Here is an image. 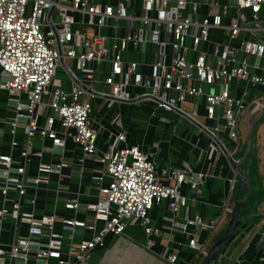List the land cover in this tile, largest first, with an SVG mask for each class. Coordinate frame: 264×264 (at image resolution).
Listing matches in <instances>:
<instances>
[{"label": "built area", "instance_id": "1", "mask_svg": "<svg viewBox=\"0 0 264 264\" xmlns=\"http://www.w3.org/2000/svg\"><path fill=\"white\" fill-rule=\"evenodd\" d=\"M235 1L237 14L226 25L223 19L231 15L232 6L218 2H215L216 12L195 21L193 13L198 10L200 0H0V93L5 89L27 95L26 101L19 100L14 107L16 120L26 118L27 142L21 150L24 164L15 165L11 154L0 155L4 202L9 200L8 189L12 185L20 195L18 200H12V209L6 205L0 208V233L3 220L10 215L16 223L27 224L29 234L27 238H14L8 250L0 240V257L14 258L21 248L35 245L36 256L47 264L49 259L57 264L85 262L103 244L106 234L123 235L130 223L139 222L147 237L161 235L162 230L151 224L150 210L163 200L168 201L174 215L186 211L185 230L188 226L216 228L220 219L205 221L202 215L193 219L188 216V197L181 190L183 185L197 189L205 174L191 168H171L164 170L168 182H162L154 156L138 145H130L124 129L111 131L109 137H114V143L100 153L102 169L93 173L99 195L89 208L96 222H103V228L97 230L95 225L76 219L63 220L66 228L78 224L92 229L91 239L75 244L71 235L68 250L64 251V235L54 231L56 215L44 214L38 218L33 210H22L21 198L25 194L26 163L33 155L40 161L38 176L28 178L34 187L47 181L48 174L65 175L69 169L67 162H44L43 151L31 153L28 148L36 135L61 143L59 130L55 128L57 120L65 137L71 138L82 152L79 165L97 153L99 132L92 103L95 98L118 105L153 103L157 108L174 112L180 119H187L208 135L210 145L221 152V159L234 172L230 178L234 185L237 177L231 151L221 135L226 133L239 142L240 119L249 102L245 99L247 90L236 96L233 87L239 81L264 85V76L253 73L254 64L248 60V57H264V19L260 14L264 0ZM224 27L229 29L228 41L215 44L211 29ZM244 28L255 37L239 39ZM234 39H239L237 45L233 44ZM201 42L211 44V49H197ZM145 44H151L152 48L149 50ZM130 50L147 57L126 59L124 53ZM191 50L198 52L195 58L189 56ZM239 53L245 57L237 62ZM68 59L76 61L80 76L67 64ZM61 66L66 67L75 83L71 91L54 85ZM98 82L105 87L97 88ZM39 105L42 111L47 107L56 114L48 116L44 125L38 123ZM207 120L213 123L209 125ZM12 125L14 134L17 122ZM66 207L78 208V199L69 200ZM196 236L192 235L189 244L200 251L202 245ZM166 259L177 264L178 254H167Z\"/></svg>", "mask_w": 264, "mask_h": 264}, {"label": "crops", "instance_id": "2", "mask_svg": "<svg viewBox=\"0 0 264 264\" xmlns=\"http://www.w3.org/2000/svg\"><path fill=\"white\" fill-rule=\"evenodd\" d=\"M95 1L106 2L110 0ZM215 2H218L219 5L232 6L231 15L223 19V24L229 25L232 18L237 14L235 6L238 3L235 0H200L198 10L193 13V19L198 21L202 17H207L216 12L218 8ZM136 4L138 6L140 3L137 1ZM262 11L263 15L261 17L264 19V10ZM121 23L123 24L124 21H121ZM210 32L211 40L215 44L223 45L228 41L229 29L227 27L213 28ZM254 37L253 33L245 28L240 31L238 36L239 39H251ZM239 39H234L233 44L237 45ZM188 43L191 47L193 46L191 39H189ZM151 48L152 45L150 44L148 49L150 50ZM197 49L209 50L211 49V44L201 42ZM221 49L223 51L224 47H221ZM197 53V51L191 50L189 56L195 58ZM124 57L132 60H144L147 56L144 53L130 50L124 53ZM244 57V54L239 53L236 56L237 62ZM248 60L254 64L251 68L252 72L264 76V57L259 59V61L253 57H248ZM231 64L234 63L231 62ZM69 66L76 73L77 65ZM60 68L65 71L66 79L59 77V73L62 72ZM78 75L80 76V74ZM54 85L67 91H71L75 87V83L67 74L65 66L58 68ZM103 87L105 86L102 83H97V88ZM204 88L205 90L208 89L207 86ZM245 91V99L249 102V108L243 116L245 120L244 126L239 127V142L230 139L226 133L221 135L222 141L231 151V156L234 160H239L243 156L251 123L264 110V85H252L239 81L233 87V93L236 96H242ZM26 99L27 95L24 92L9 93L7 90L2 89L0 93V128L4 129L0 155L11 154L15 160V165L24 164L21 150L26 146L27 135L26 120H16L14 107L19 100L22 102L26 101ZM92 103L94 106L95 127L99 132L97 153L88 156L84 164L79 165L78 161L82 156V152L71 138L65 137L64 131L60 128L59 120H57L55 128L59 130L58 136L62 139L61 143H58L63 144L61 153L56 151L55 143L51 138H41V136L36 135L28 147L29 151L32 153L41 150L43 151L42 161L47 163L64 161L69 164V169L66 170L65 175L48 174L47 181L40 183L38 188L34 187L28 178L38 176V163L40 161L38 157L33 155L26 163L24 177L27 180L25 194L21 198L22 210H33L38 218L44 214H55L54 231L64 235L62 247L64 251L68 250L71 235H73L72 242L75 244L82 239H91L94 234L92 229L84 227L81 233H75L73 228L64 226L63 220L76 219L84 221L87 225H95L97 230L103 228V222H96L94 212L89 208L90 204L97 201L99 195L97 184L93 180V173L102 169L98 159L100 153L107 150L110 143H114V137H109L112 129H117L115 132L124 129L130 145H138L143 151L150 152L154 156L157 172L162 182H168L169 179L164 174V170L171 168H191L195 172H203L205 174L204 179L197 189L193 190L189 185H183L181 188L182 192L188 197V216L193 219L196 215H202L205 221L220 219L217 226L225 223V227L218 235L215 234L217 229L209 231V229L201 227L188 226V229L185 230L183 225L186 223V211L182 210L177 215H174L168 207V201L163 200L159 204H155L150 210L151 224L162 230L161 235H152L150 237L146 235L145 240H140L133 238L128 231L123 235L108 233L104 237L103 244L97 246L85 262L78 264H170L166 256L173 252L178 254L177 264H195L198 260L197 256L203 251L204 247H207L212 240L210 246L206 249L207 253L215 243L214 241L219 239L226 230L233 207L247 197L246 188L244 189L237 180L234 185L231 184L230 178L233 177L234 172L225 163V160L221 159V152L210 145L208 135L195 128L187 119H180L174 112L157 108L153 103H144L152 106L146 119L136 117L133 115L134 113H131L136 112L138 105L107 103L101 98L92 99ZM123 106H126L128 110L123 112ZM144 108H147L146 105H143L141 109ZM201 113H204L203 108ZM38 116V123L44 125L48 116H56V114L54 111L49 112L46 107L44 111L41 109L38 112ZM151 116H156L160 119H170L172 128L166 126L165 123H156L157 125L155 124L153 129L149 130L152 133L149 140L146 138L149 135L148 130H145L146 137L140 139L138 133L140 131L144 132L143 125L144 123L149 124ZM14 121L17 122V126L14 134H12L11 128H13L12 123ZM249 155V160L244 166V172L243 170L242 172L249 178L253 190L251 203L254 205H252L250 213L263 215L257 221L259 225L263 224L261 231H264V117L256 125L252 149ZM107 181L108 179H106ZM8 198L9 200L5 203L0 189V208L6 205L9 209H12V200L20 198L18 189L13 185L8 189ZM72 199H78V208L69 209L66 207V203ZM255 200H258V203H255ZM193 234L197 235V241L199 245H202L200 251L189 244ZM28 235L27 224L16 223L10 215H7L3 220L0 240L6 250L10 248L14 238H27ZM259 237L257 235L255 239ZM45 238L46 236L43 237V239ZM148 239L151 240L150 244H148ZM255 239L249 240L250 242L247 240L242 244L237 254L227 258L224 264H264V249H259L255 246ZM25 257L27 258L26 260ZM201 262L200 264H202ZM216 262L220 263L218 260ZM0 264L47 263L36 256V247L33 245L27 248L26 252L20 257L18 255L14 258H10L8 255L1 256ZM48 264H57V262L54 259H49Z\"/></svg>", "mask_w": 264, "mask_h": 264}, {"label": "water", "instance_id": "3", "mask_svg": "<svg viewBox=\"0 0 264 264\" xmlns=\"http://www.w3.org/2000/svg\"><path fill=\"white\" fill-rule=\"evenodd\" d=\"M251 16V15H250ZM260 58H257L259 61ZM175 96V91H173ZM42 105H39L37 111H41ZM264 117V110H262L252 121L247 142L246 150L239 160L232 159L234 170L236 172L237 180L242 183L247 191V197L238 202L231 211V218L226 230L222 233L221 237L215 241V243L207 251L202 264H214L217 260L224 264L226 259L231 257L237 249L241 247L247 240H254L257 235L260 237L255 239V246L259 249H264V231H261L262 225H259L257 219L262 218L263 215L251 214L247 207L251 204L253 199V190L250 184L249 178L245 175L240 166L246 162L253 144V138L256 125ZM18 120H26L25 117L18 118ZM4 129L0 128V145L2 143ZM63 144H55L57 152L62 151ZM258 203V202H257ZM264 218V217H263ZM70 226H73L72 224ZM84 227L82 225L75 224L73 230L75 233H81ZM249 241V242H250ZM36 247V246H35ZM26 252L25 248H21L18 253V257L22 256ZM45 262V259H41Z\"/></svg>", "mask_w": 264, "mask_h": 264}, {"label": "rangeland", "instance_id": "4", "mask_svg": "<svg viewBox=\"0 0 264 264\" xmlns=\"http://www.w3.org/2000/svg\"><path fill=\"white\" fill-rule=\"evenodd\" d=\"M262 10H264V6L262 7ZM261 10V12H260V14L261 15H263V11ZM145 47L146 48H150V44L148 45V44H145ZM67 64L68 65H74V64H76V61L75 60H72V59H68L67 61ZM60 71H62V72H60L59 73V77H61V78H64V79H66L67 77H66V73H65V71L62 69V68H60ZM76 73H78V74H80L81 73V71L80 70H78L77 69V71H76ZM143 105H146V107L147 108H144V109H141L142 108V106ZM151 105L150 104H144V103H142V104H139L138 106H137V108H136V112H131V113H134L133 115H135L136 117H139V118H142V119H146V118H148V115L150 114V111H149V109L151 110ZM48 110H49V112H53V110L51 109V108H48ZM122 110H123V112L124 111H127L128 110V108L126 107V106H123L122 107ZM130 113V112H129ZM127 115V114H126ZM129 115V114H128ZM244 116V115H243ZM241 117V119H240V127L243 125L244 126V124H245V120H244V117ZM153 122V123H152ZM159 124V123H165L166 124V126H168V127H170V128H172L171 127V125H172V121L170 120V119H160V118H158V117H156V116H151V121H149V124H145L144 123V132L143 131H140L139 133H138V136H139V138L141 139V138H143V137H146V134H145V130H148V133H149V135H147V140H149V138L151 137V135H152V133H150V131L153 129V127L155 126V124ZM206 123L207 124H209V125H211L212 124V122L211 121H206ZM156 124V125H157ZM112 129V128H111ZM130 129V128H129ZM117 129H112V131H116ZM150 130V131H149ZM127 131V130H126ZM154 134V133H153ZM257 201L258 200H255L254 202L255 203H257ZM252 205H254V204H249V206H248V210H249V212L251 211V207H252ZM228 218V217H227ZM225 227V223H221L220 225H218L214 230H211V229H209V231H215L216 229V233L215 234H220V232H222L223 231V228ZM215 238V237H214ZM211 242H212V240L210 241V243L207 245V247L208 246H210V244H211ZM207 247H204V249H203V251L197 256L198 257V260H197V262L195 263V264H200V261L202 260V258L206 255V249H207ZM240 249V248H239ZM239 249H237L236 251H235V253L232 255V256H235L236 254H237V252H238V250ZM199 256H200V258H199ZM214 264H220V263H218V262H215Z\"/></svg>", "mask_w": 264, "mask_h": 264}, {"label": "trees", "instance_id": "5", "mask_svg": "<svg viewBox=\"0 0 264 264\" xmlns=\"http://www.w3.org/2000/svg\"><path fill=\"white\" fill-rule=\"evenodd\" d=\"M261 121V120H260ZM249 157H250V155L248 156V158H247V160H246V162H244L243 164H242V166H243V168H242V166H241V171L244 169V166H245V164L247 163V161L249 160ZM243 172H244V170H243ZM238 181V180H237ZM238 183H240L239 181H238ZM243 187H244V189H245V186L242 184V183H240ZM126 231H128L129 232V234H131L132 236H133V238H135V239H140V240H145V238H146V232H145V229H144V227L139 223V222H134V223H130L129 225H128V227H127V229H126ZM216 241V240H215ZM214 241V242H215ZM205 257V256H204ZM204 257L202 258V262H203V260H204ZM201 262V263H202Z\"/></svg>", "mask_w": 264, "mask_h": 264}]
</instances>
